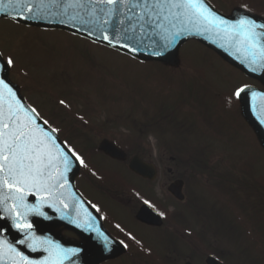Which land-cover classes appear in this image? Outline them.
I'll list each match as a JSON object with an SVG mask.
<instances>
[{"label": "rangeland", "instance_id": "obj_1", "mask_svg": "<svg viewBox=\"0 0 264 264\" xmlns=\"http://www.w3.org/2000/svg\"><path fill=\"white\" fill-rule=\"evenodd\" d=\"M212 1L221 12L229 11V4L223 0ZM228 2L233 5L246 0ZM0 53L5 59L9 55L13 57L15 63L10 69L6 68L7 77L19 87L26 104L36 108L46 120H56L53 115L48 117L55 111L59 117L52 127L58 129L79 153L83 149L81 137L87 139L88 146H96L103 138L119 145L127 140L137 141L138 152L143 153L140 157L152 162L159 176L164 177L165 169H171V176L175 178L182 177L181 174L187 176L185 170L192 168L180 162L189 157L186 151H197L195 157L218 167L221 173H230L231 180L241 182L242 178L258 185L259 191L264 193V147L256 131L238 110L233 95L236 87L253 81L199 41L186 40L178 47L173 59L157 63L138 60L63 29L28 26L3 17L0 18ZM183 120H187L186 125L191 124L192 128L178 132L173 123ZM77 132L83 134L74 136ZM89 152L88 159L95 168L118 171L124 177H131L124 171L125 164L100 153L93 155V150ZM181 152L185 153L179 155ZM198 152L203 153L199 155ZM127 153L128 157L132 156ZM191 174L193 172H189ZM189 175L187 177L196 179L185 186L186 199L197 200L204 210L203 220L207 227L203 229L202 220L188 214L187 227L193 232H183L179 240H171L164 235L167 220L158 231L137 227L119 210L117 203L95 193L83 181L85 173L80 171L74 178V185L83 199L109 210L117 220L130 223L148 244H143L147 251L141 247L139 252L133 246L125 255L99 264H133L131 258L134 257L136 264H161L162 257H169V264H183L185 260L205 264L208 251L215 249L222 257L225 256L222 253L227 252L229 257L225 260H234L243 252L241 246L247 247L248 264H264L260 254L264 251V237L243 241L240 235L236 237L239 209L227 205L247 206L260 197L252 199L247 191L242 194L236 189L230 192L218 189L212 183H206L207 176L201 172L196 176ZM155 183H144L139 192L154 195L167 206L179 207L171 201L165 188L160 189ZM130 200L134 202L135 198ZM210 205H214V210H220L216 219L223 221V227L219 228L210 219ZM247 208L244 219L255 222V228L264 232V222H256L264 218V213L254 214L250 210L252 207ZM192 233L201 236L199 244ZM193 242L200 246L196 254L191 252L192 244L189 245ZM131 251L137 255H131ZM144 253L146 255H140ZM148 257L155 263L149 262Z\"/></svg>", "mask_w": 264, "mask_h": 264}, {"label": "snow or ice", "instance_id": "obj_2", "mask_svg": "<svg viewBox=\"0 0 264 264\" xmlns=\"http://www.w3.org/2000/svg\"><path fill=\"white\" fill-rule=\"evenodd\" d=\"M8 4L18 9V18H51L61 25H86L89 36L130 52L140 49L128 41L135 39L142 44L151 40L155 45L151 55L157 57L165 55L182 37H214L213 43L232 50L230 54L235 53L251 71L264 69V23L248 15L226 18L206 0H8ZM242 7L247 9V5ZM0 11H7L3 0ZM22 12L30 15L21 16ZM14 63L11 55L5 59L0 53V72ZM247 88L239 86L234 96L240 99ZM258 118L264 124V116ZM57 132L36 108L23 102L6 76L0 75V220L9 219L19 233V238L10 242L2 238L5 229L0 225V264H74L82 251L37 235L29 220L32 215L48 219L45 207L61 211L58 205L62 204L67 208L61 197L71 188L69 174L76 166H87L74 148L59 141ZM61 218L90 230L89 225L69 216ZM96 234L107 248L110 238L99 230ZM22 249L43 255L31 258Z\"/></svg>", "mask_w": 264, "mask_h": 264}, {"label": "water", "instance_id": "obj_3", "mask_svg": "<svg viewBox=\"0 0 264 264\" xmlns=\"http://www.w3.org/2000/svg\"><path fill=\"white\" fill-rule=\"evenodd\" d=\"M3 6L7 8V11L6 12L0 11V18L9 17L18 22L27 25H34L38 27L65 29L67 31L80 34L93 41L110 46L107 44V42L97 39L95 36H89L87 34L88 26L86 25L81 26L77 24L76 27H73L72 24L61 25L59 23L52 22L51 18L49 19L18 18V9H14L12 6H10L8 4V0H3ZM29 15L30 14L27 12L21 13V16H29ZM239 15H246V14L238 13L235 14L230 19H235ZM251 18L256 20V18L254 17ZM256 22L262 23L259 20H256ZM78 29H84V30H78ZM189 38L197 39L203 44L213 48L226 60L240 67L244 73L260 79L264 84V69L257 70L255 72L251 71L249 66L245 63H242L241 58H239L235 53L230 54L232 50L226 51L225 49L218 47L217 44L212 42V39L215 38L214 37L207 38L206 35L203 36L191 35V36L182 37L175 47L171 48L165 55L159 57L151 55V52L153 51L155 45H153L151 43V40L148 39H146L142 44H138L135 39L128 41L129 43H132L134 47H138L140 49L137 52H130L127 51L126 49L119 47H112V46L110 47L128 53L134 57L141 58L143 60L165 61L168 60V58L172 57L176 49L179 47V45L185 42ZM4 72L5 70L3 72H0V75L5 76ZM252 93H256L257 95L253 97ZM241 101L244 108V114L247 120L254 126V128L258 132L261 142L264 146V124H261L258 118L264 116V92L255 89H247L245 93H242ZM97 149L113 159H117V160L126 159L125 153L114 142L109 141L107 139L101 140V142L98 144ZM128 166L132 171H134L138 175L148 178L150 180H152L156 174L154 166L152 164L142 161L138 156H133ZM77 170H78V166L74 167L72 172L69 174V182L71 184V188L65 191L63 197H61V199H63L64 202L68 204V207L64 208L62 204L58 205L61 211H56L55 208L45 207L44 211L47 213L49 217L48 219H45L44 217L32 215L29 216V220L30 222H32L37 235L48 237L53 241L59 242L64 247L80 248L82 251L79 254V256L74 259V264H97L102 260L109 259L119 255L122 252V248L119 244L116 243L114 239H112L107 234L95 211L89 207V205L80 197L79 193L75 190L72 182V176L76 173ZM181 187H182V182L177 180L169 185L168 191L177 199H182L183 195L181 193ZM30 202L35 203V200L30 198ZM0 215H3L2 210H0ZM62 215L69 216L81 224L89 225L90 230H85L83 228L76 227L74 224L69 223L67 219H62L61 218ZM136 218L141 222H144L149 225L159 226L161 224L160 217L153 210H151L146 204L139 209V211L136 214ZM0 225H2L5 229L2 238H6L10 242H13L19 238V233L11 227V221L9 219L0 220ZM54 225H62L66 228L72 229L81 238V242L67 241L59 237L50 228V226H54ZM97 230L103 232L105 235H107L110 238L111 243L107 248L97 238V234H96ZM22 250L25 251V253L29 255L31 258H39L42 257L43 255L42 253L30 252L27 249H22ZM205 263L221 264L217 259H215L211 255L206 257ZM185 264H191V263L186 262Z\"/></svg>", "mask_w": 264, "mask_h": 264}, {"label": "flooded vegetation", "instance_id": "obj_4", "mask_svg": "<svg viewBox=\"0 0 264 264\" xmlns=\"http://www.w3.org/2000/svg\"><path fill=\"white\" fill-rule=\"evenodd\" d=\"M207 1L216 10L221 12L220 11L221 9H219L213 3L212 0L211 1L207 0ZM223 2L224 3L226 2L227 4H229V7H230L229 11H227L225 14H231V13L236 12V11H244V12H247L249 14L257 16L264 21V0H246V2H244L242 4H233V5L230 4L228 2V0H223ZM243 5H247V9H244L242 7ZM124 171L128 172V174L131 177H124L122 172L112 170V171H109L107 173L109 178L105 182H103V183H92V182L87 180L86 183L95 193H98L102 196H105V197L109 198L111 201L117 203L119 210L121 212L126 213L130 217V223H133V224L137 225V227H140V228L158 231L159 229H161V227L158 228V227L147 225L145 223L138 221L135 218V214H136L137 210L139 209V207L141 206V204L144 201H148L149 205H151V207L154 210H156L158 213H163V214L169 216L167 218L169 221L168 224L166 225L167 230L165 231L164 234L166 236H169V237H177V236L179 237V235H181V232H182V221H183V218L185 217V213L188 212L189 208L195 207V203L197 202V200H195V198L193 200L192 199H186L187 195L183 190H184L185 186H187L190 183V181L195 179L194 177H191V178L187 177L189 175V172H196L195 175H197V171L194 169H192V170L186 169L185 173L187 176H183V174H181L182 177L172 178L171 169H165L167 174L164 175V177H162V176H159L157 173L152 182L138 176L137 174H135L134 172L129 170V168H125ZM189 176H194V174H191ZM132 177L137 179L140 183L135 182ZM176 179H180L183 181L182 191L184 194V201H177L180 204L179 207H177V208H176V206L173 207V206H167V205L161 204V203L159 204L155 200L154 195H147V194L142 195L139 192L140 187L142 185H144V183L150 184V183L157 182L155 184L158 185V187L160 189L161 188L167 189L168 185ZM166 193H167V191H166ZM168 195L172 198L171 199L172 201L175 200L170 194H168ZM126 197H128L130 199L135 198V201L131 202V200L127 199ZM120 198L123 201L120 200ZM94 206L96 209H98L97 212L101 216L105 227L107 228V230L109 232H111V234L116 239L124 240V239H136V238L140 237L137 234V232H135L132 229V227L130 226V223L117 220L116 217H114V215L111 214L109 210L104 209L103 207H101L97 203H95ZM241 208H243V205H241ZM173 225L177 226L179 228V230L176 231L174 229ZM117 226H119V227H117ZM238 235L241 236L242 241L245 240L246 232L242 231ZM219 254H221V253H219ZM235 258L236 259H234V260L229 259L227 261L225 259L221 258V260L225 264H248V259H247V256L244 252H242L240 254V257H238V258L235 257Z\"/></svg>", "mask_w": 264, "mask_h": 264}, {"label": "trees", "instance_id": "obj_5", "mask_svg": "<svg viewBox=\"0 0 264 264\" xmlns=\"http://www.w3.org/2000/svg\"><path fill=\"white\" fill-rule=\"evenodd\" d=\"M186 121L187 120H183V121H179V122H176L175 124H174V128L178 131V132H180L182 129H184V128H192L190 125L191 124H188V125H186ZM189 126V127H188ZM77 135H74V136H79V135H81V134H83L82 132H77L76 133ZM72 138H76V137H72ZM125 144H130V146L135 150V149H138L139 148V145H138V142H136V141H126L125 142ZM80 145L81 146H85V150L87 149V146L88 145H86V143H80ZM83 149V150H84ZM137 152V151H136ZM182 164H188V166H192V167H198V166H203V167H208L206 164L204 165L201 161H199V160H193V159H185V160H182ZM230 181H228L227 180V183H229ZM264 201V200H263ZM132 261V263L134 264L135 262H134V259H132L131 260ZM136 264V263H135ZM163 264H168V261H164V263Z\"/></svg>", "mask_w": 264, "mask_h": 264}]
</instances>
